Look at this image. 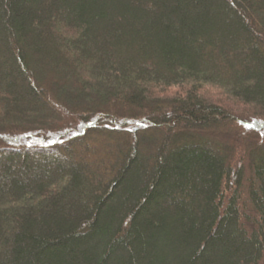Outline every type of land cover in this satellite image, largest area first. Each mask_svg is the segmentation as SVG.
<instances>
[{
    "label": "trees",
    "instance_id": "16d2710c",
    "mask_svg": "<svg viewBox=\"0 0 264 264\" xmlns=\"http://www.w3.org/2000/svg\"><path fill=\"white\" fill-rule=\"evenodd\" d=\"M0 264H264V0H0Z\"/></svg>",
    "mask_w": 264,
    "mask_h": 264
},
{
    "label": "rangeland",
    "instance_id": "374dc122",
    "mask_svg": "<svg viewBox=\"0 0 264 264\" xmlns=\"http://www.w3.org/2000/svg\"><path fill=\"white\" fill-rule=\"evenodd\" d=\"M159 136V133H158V131H156V130H154L153 132H150V134L148 135V137H147V143H148V145L149 146H152L153 144H154V142H155V138L156 137H158ZM98 137V136H97ZM126 138V137H125ZM124 138V139H125ZM112 143L114 142L113 140H110ZM110 141H109V143H110ZM87 163L89 164L90 162H89V160H87Z\"/></svg>",
    "mask_w": 264,
    "mask_h": 264
}]
</instances>
